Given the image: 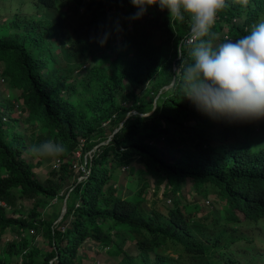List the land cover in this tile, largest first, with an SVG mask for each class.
Masks as SVG:
<instances>
[{"label": "trees", "instance_id": "1", "mask_svg": "<svg viewBox=\"0 0 264 264\" xmlns=\"http://www.w3.org/2000/svg\"><path fill=\"white\" fill-rule=\"evenodd\" d=\"M37 1L47 7L45 16L24 18L23 24L14 17L10 24L23 25V30L0 34V72L20 90L19 96L14 94L26 116L22 129L14 130V118L4 117L15 105L8 100L7 109L0 111V200L14 207L8 212V206L0 205V242L12 234L22 237L23 243L16 248L19 242L12 238L3 254H21V264H94L86 258L90 251L112 246L123 253L117 264H211L197 257H209L222 238L238 240L234 225L241 220L236 209L249 221L264 218V120H215L185 97L183 67L193 62L195 43L187 14L183 20L171 19L165 10L153 19H132L138 9L131 0H84L77 13L79 19L87 17L82 33L74 30L63 38L67 27L51 13L58 0ZM226 2L228 7L217 14L210 34L203 38L214 47L250 34L264 21V0H249L247 6L239 0ZM76 7L77 3L71 10ZM120 8L124 19L118 21L127 25L125 38L131 40L135 58L114 75L105 74L100 66L87 67L79 85L70 84V75L59 71L61 59L101 44L107 33L92 25L99 18L106 23L112 9L118 16ZM113 37L108 34L105 44ZM50 38L62 42L57 54L51 53ZM49 60L53 63L47 64ZM180 64V71H175ZM150 80L171 87L160 94L153 110L139 100L131 108L137 113L128 115L129 109L118 103L119 96L125 98L124 82L144 85ZM114 128L113 138L93 150L85 164L89 173L77 182L81 170L70 163L77 150H92ZM48 140L64 144L66 151L40 181L24 155ZM39 157L38 164L42 160L45 164L48 158ZM120 167L132 177L124 198L120 195L124 179L115 178ZM70 180L67 209L54 224L60 207L47 216L41 209L48 199L59 197ZM165 180L169 205L160 200L146 210L143 193L151 182L158 189ZM190 182L198 189L195 195L213 199V207L203 211V202L184 200ZM17 197L32 201L28 216L16 209ZM111 228L116 229L114 234L108 232ZM30 230V237L38 233L46 237L49 247L30 243L25 236ZM205 234L206 240L198 241ZM129 245L135 251L125 248ZM7 257L0 255V264L11 262L3 259ZM96 258L101 261L99 255Z\"/></svg>", "mask_w": 264, "mask_h": 264}, {"label": "clouds", "instance_id": "2", "mask_svg": "<svg viewBox=\"0 0 264 264\" xmlns=\"http://www.w3.org/2000/svg\"><path fill=\"white\" fill-rule=\"evenodd\" d=\"M131 2L138 9L132 19L142 18L148 7L154 5H158L161 11L167 10L171 19L183 20L185 14L190 18V37L195 41L190 53L193 62L183 67L182 81L185 97L198 110L215 120L230 123L264 120V21L255 24L250 34L214 47L210 40L203 38L210 34L217 14L228 7L226 0H131ZM239 3L247 6L249 0H239ZM120 30L117 25V31ZM107 39L108 34H105L100 41L101 45L105 44ZM180 69L181 64L175 71ZM4 120H7L6 116ZM65 151L64 144L52 140L33 145L30 149L33 155L57 157L55 163L59 160L58 156ZM78 152L85 158L84 167L79 169L76 166L75 169L81 170V174L84 173L86 176L89 169L85 164L92 150L83 153L82 149H78L72 158L76 165L83 160L81 155H77ZM207 202L209 203V200ZM0 205L9 206L4 200H0ZM236 215L241 220L234 225L237 228L238 240L231 243L222 238L209 257L197 258L208 259L207 262L211 264H264V238L262 249L255 251L259 247L255 243L256 238L247 236L242 231L243 227H249L252 232L257 230L264 235V218L249 221L245 219L240 209H236ZM204 237L206 240L207 235ZM107 247L109 246L105 248ZM125 248L128 249L127 246Z\"/></svg>", "mask_w": 264, "mask_h": 264}, {"label": "rangeland", "instance_id": "3", "mask_svg": "<svg viewBox=\"0 0 264 264\" xmlns=\"http://www.w3.org/2000/svg\"><path fill=\"white\" fill-rule=\"evenodd\" d=\"M84 0H58L57 2V8H54L51 10L52 15L57 17L60 20H63L64 25L67 27V33H62V37L66 38L70 33H73L74 30H77L80 34L83 31V23L87 21V17L85 16L83 19H79L77 13L82 12V6L81 3ZM77 3V7L75 12L71 10V7ZM114 9L110 11V14L106 16V23H103L101 18H99L91 28H94L99 31V33L104 34L106 31L107 34L113 35V39L109 41L108 44H93L89 47L88 50H86L83 53L77 54L75 56H71L69 58L63 57L61 59V68L59 71L63 73L64 75H70L68 78V81L70 84H74L77 86L80 83V79L85 74L84 69L87 67L92 66H100L102 67V70L105 71V74H117L118 69L128 66L133 59L136 56L135 49L132 46V42L129 39L125 38V32H127V25L119 24L118 18L122 17L124 19V11L122 8L117 10V15H113ZM45 12H47V7L43 6L42 4L38 3L37 0H0V22H4V24H0V34L7 35L8 32L14 31V30H23L24 26L14 27L12 24H10V20L14 17H18L20 19V23L23 24L24 18L29 17H37L40 18L41 16H45ZM165 13V10L161 11L158 5L150 6L148 7L147 13L142 16V19H153L155 17H159L160 15H163ZM167 13H169L167 11ZM141 19V18H140ZM68 23V24H67ZM117 25H119L120 31H117ZM141 29V24H139ZM48 44L51 46V53L52 55L57 54L61 47L62 42L58 39L50 38L48 40ZM65 46L68 44L65 43ZM165 50V48H163ZM48 63H53V61L49 60ZM125 87L123 88V95L125 98H122L119 96L118 103L121 107L128 108L129 112L128 115H132L134 113H137L136 109H131L132 107L135 108V104H138V101L140 100L141 103H144L146 107H151L152 110L157 105V100L161 93H165V91L171 87V85H165L162 83V81L157 82V80H150L144 85H135L131 83H125ZM80 88V87H79ZM157 90V91H155ZM16 93L17 96L20 94V90L17 89L16 86L12 85L10 80H5L3 75L0 74V111L6 110V104L8 103V100L10 101V104L15 105L10 116L6 114L7 120H11V118H14V130L15 129H22V119L25 116V113L21 110V99H17L15 97ZM142 98V99H141ZM74 102L76 101L75 98H73ZM151 110V111H152ZM150 113V112H149ZM147 114V113H146ZM127 115V116H128ZM117 130V128L112 130H107L104 133V136L106 135L107 138L102 139V141L95 145L94 149H98L100 147V144H107L108 141H110L111 138H113V133ZM141 133V132H140ZM92 149V152L93 150ZM101 149L98 151L100 152ZM83 158L82 161H79L78 165H76L75 161L70 162L71 165H73V168L76 166L81 169L84 167V156L83 154H80ZM24 157L27 159V161H30V163L33 165L34 171L40 181H44L46 178V175L48 173V170L52 168V166L55 164L57 157H43L48 158L45 161V164H38L39 160L41 159L37 155L33 154H25ZM73 163V164H72ZM126 167H120L117 169L115 178H121L123 177L124 181V187L125 188L120 195L124 198L127 196L128 190L125 185L127 184L128 179H131L132 177H126ZM141 171L138 170L136 175L140 174ZM84 173L77 176L76 181L79 182L83 179ZM71 180L69 182H66L64 186L59 190L60 195L59 197H54L48 199L46 205L43 209H41V212H43L46 216L49 214H54L57 212L55 210L58 207L60 209L58 210V214L61 212V214L65 211V202L67 204V200L70 196V191L72 190L71 187H68L71 184ZM122 182V179L117 180V183L120 184ZM167 181L165 180L161 185L160 188H156L152 185V182L150 183L148 190H146L143 193L144 196V208L146 210H150L151 207L155 204L156 201L164 200L165 203L169 205V199L164 196V189L166 188ZM188 187L184 188V195L183 198L185 201L188 202H194L198 198L199 204L204 203V208H202L203 211H207L208 208L213 207L214 203L212 198H206L202 196L195 195L196 190H198L193 183H188ZM65 193V195H63ZM63 195V196H62ZM168 196V195H167ZM61 197V198H60ZM209 200V203L207 202ZM32 201L26 200L24 201L21 197H17L16 201V209L19 211H23L26 216H28L29 209L31 207ZM172 203V202H171ZM79 204V202H78ZM173 205V204H172ZM78 206V205H76ZM7 209L8 212H11L12 208L10 207ZM61 214L59 217H57L54 220V224L59 223V219L61 217ZM44 218H46L44 216ZM62 230H65V226L62 225ZM31 231V232H30ZM27 235H25L29 240L30 243H33V245L40 246L42 248H48V240L46 237H44L41 233H38L35 236H29L33 230H30ZM116 231L115 228H111L108 230L109 233L114 234ZM243 233H245L247 236H254L256 238L255 243L259 246L255 249L261 250L262 249V242L264 235H261L257 230L255 232H252L249 227H243L242 228ZM16 239L17 242H19L16 245L17 247H20L23 243H21V238L12 236V234L7 235L3 238V241L0 242V255L4 260H11V262H7V264H21L22 256L21 254L18 255H9L3 254L4 246L6 242L11 241V239ZM198 241H203L205 239L204 235H199L197 237ZM118 240H120L118 238ZM132 245V244H131ZM129 245L128 249L129 251H135L132 246ZM131 246V247H130ZM86 258H88L89 261H92L94 264H117L122 256L123 253L118 252L116 249H114L112 246H109L107 248H103L99 251L91 250ZM99 255L101 258V261H99L96 257ZM97 259V262L96 260ZM99 262V263H98Z\"/></svg>", "mask_w": 264, "mask_h": 264}, {"label": "built area", "instance_id": "4", "mask_svg": "<svg viewBox=\"0 0 264 264\" xmlns=\"http://www.w3.org/2000/svg\"><path fill=\"white\" fill-rule=\"evenodd\" d=\"M81 152V151H80ZM80 152L77 153L78 156H80Z\"/></svg>", "mask_w": 264, "mask_h": 264}, {"label": "water", "instance_id": "5", "mask_svg": "<svg viewBox=\"0 0 264 264\" xmlns=\"http://www.w3.org/2000/svg\"><path fill=\"white\" fill-rule=\"evenodd\" d=\"M64 206H65V208H66V202H65V205H64Z\"/></svg>", "mask_w": 264, "mask_h": 264}]
</instances>
